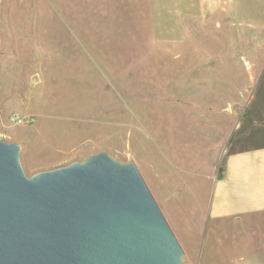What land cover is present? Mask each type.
Listing matches in <instances>:
<instances>
[{"label": "rangeland", "instance_id": "obj_1", "mask_svg": "<svg viewBox=\"0 0 264 264\" xmlns=\"http://www.w3.org/2000/svg\"><path fill=\"white\" fill-rule=\"evenodd\" d=\"M194 1L1 0L0 139L27 175L134 161L182 264H264V233L209 214L229 145L259 131L262 20L236 0L217 26Z\"/></svg>", "mask_w": 264, "mask_h": 264}, {"label": "water", "instance_id": "obj_2", "mask_svg": "<svg viewBox=\"0 0 264 264\" xmlns=\"http://www.w3.org/2000/svg\"><path fill=\"white\" fill-rule=\"evenodd\" d=\"M20 149L0 139V264H182L134 161L98 151L27 175Z\"/></svg>", "mask_w": 264, "mask_h": 264}, {"label": "crops", "instance_id": "obj_3", "mask_svg": "<svg viewBox=\"0 0 264 264\" xmlns=\"http://www.w3.org/2000/svg\"><path fill=\"white\" fill-rule=\"evenodd\" d=\"M184 1L186 0H177L178 3ZM234 1L236 0H195L194 13L189 16L212 19L220 26L224 20L228 21L227 11L233 9L236 4ZM239 3L244 5L247 13H257L264 31V0H240ZM238 10L242 11L240 8ZM262 112L259 131L249 133L242 142L234 141L229 145L223 172L216 178L209 204V214L212 217L245 219L249 222V233L256 232V236L264 233V110Z\"/></svg>", "mask_w": 264, "mask_h": 264}]
</instances>
